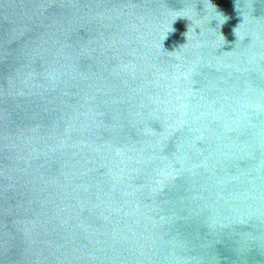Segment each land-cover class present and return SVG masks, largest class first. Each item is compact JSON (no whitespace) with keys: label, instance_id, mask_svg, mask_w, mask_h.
<instances>
[{"label":"water","instance_id":"water-1","mask_svg":"<svg viewBox=\"0 0 264 264\" xmlns=\"http://www.w3.org/2000/svg\"><path fill=\"white\" fill-rule=\"evenodd\" d=\"M0 264H264V0H0Z\"/></svg>","mask_w":264,"mask_h":264}]
</instances>
